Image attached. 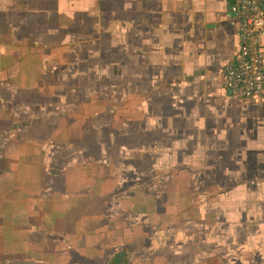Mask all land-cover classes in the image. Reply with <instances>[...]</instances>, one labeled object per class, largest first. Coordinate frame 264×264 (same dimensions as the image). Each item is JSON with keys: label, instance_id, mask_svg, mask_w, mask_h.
I'll return each mask as SVG.
<instances>
[{"label": "crops", "instance_id": "1", "mask_svg": "<svg viewBox=\"0 0 264 264\" xmlns=\"http://www.w3.org/2000/svg\"><path fill=\"white\" fill-rule=\"evenodd\" d=\"M231 5L232 0H0V130L18 126L23 130L27 126L18 123L21 113L44 111L31 126L38 129L40 124L41 131L53 126L43 136L45 140L52 129L56 134L50 116L55 113L53 108H66L67 97L78 92L82 107L96 108L89 112L93 116L108 114L114 127L132 130V135H118L125 142L127 157L175 158L179 168L170 180L176 181L168 187L179 185L180 197L202 192L209 204L215 194H224L222 214L208 221L203 211L202 217L193 220L198 225L192 223L190 242L189 233L175 230L177 233H167L162 241H146L145 249L139 250L129 248L133 245L130 238L127 242L120 238L114 246L101 241L106 247L101 252L84 238L78 250L85 253L71 264H86L83 261H89L90 255L102 260L101 264H111L117 254H124V262L119 264H264V96L247 98L226 80L227 66L240 58V23L231 13ZM259 39L264 54V31ZM27 101L33 105L24 106ZM86 115L83 123L88 132L81 140H88L89 146L99 144L107 136L90 130ZM77 121L67 119L64 127L69 130ZM78 129L83 130V125ZM88 133L93 135L88 137ZM39 137L28 136L42 148L45 141ZM109 140L110 145L115 142L114 134ZM54 142L62 141L54 136ZM195 162L205 181L193 177ZM39 167L33 175L27 172L19 177L22 193L32 187L40 194L38 206L30 201H36L34 195H24L31 215L9 213L11 205L20 202L16 194L21 191L7 200L11 195L4 189L8 176L0 171V264H66L67 256L72 255V251L62 255L67 236L60 239L51 232L57 228L51 221L65 225L71 219L64 211L59 222L52 217L57 215L55 207L69 203L63 196L67 190L54 183L45 187L40 181L46 177L44 167ZM49 171L53 176L60 172ZM193 179L197 185L200 181L199 187ZM112 183L109 192L119 180L113 178ZM77 203L80 206L73 213L83 225L82 229L77 225L83 233L88 222L80 220L78 209L88 212L98 236L100 225H108L112 215L123 214L110 213L115 206L103 205L108 215H89L103 206L86 199ZM41 218L47 219L46 226ZM29 219L32 223L24 226ZM40 228L42 237L36 239L34 234ZM204 229L209 233H203ZM22 232L34 236L35 244L23 241L28 236ZM175 237L180 243L176 249L183 242L190 249H179L178 255L169 246ZM125 242L127 248L115 249ZM59 255L60 262L55 261Z\"/></svg>", "mask_w": 264, "mask_h": 264}, {"label": "rangeland", "instance_id": "2", "mask_svg": "<svg viewBox=\"0 0 264 264\" xmlns=\"http://www.w3.org/2000/svg\"><path fill=\"white\" fill-rule=\"evenodd\" d=\"M2 42H0V46L3 44ZM81 100L82 97L77 92V94L67 97L66 108L63 105L53 108L55 113H51L50 116L52 118V123H56L54 125L56 126V134L54 133V129H52L49 138L45 140H43V136L53 126L44 131L39 130L40 124L38 129H34L31 126L36 117L43 116L42 114L44 111L39 114H37V110L31 114H26V112L21 113L18 118V123L22 122L27 126V128L25 127L23 130L19 129V126L12 130H0V171H4V174L8 176V178H5L7 179V183H4V189L6 190L5 193L9 192V195L11 194L7 197V200H9L16 191H21L18 195L16 194L20 202L11 205L9 211L11 215H22L25 211L27 215H31V210L27 201L28 198L24 197L25 194H27V196L32 194L36 197V201L34 199L30 200L35 206L41 204V198L39 197L40 194L37 190L33 192L32 187L29 188L27 193H22L24 187L21 179H19L23 173L28 172L27 174L30 176L33 175V171H37L38 166H40L39 168L44 167L42 173L45 174L46 177L45 179L41 178L40 181H43L45 187H49L51 183H54L58 186L56 188H65L67 190L63 196L66 198L67 203H69L64 206L55 207L57 209V215L52 217L59 222L61 219L60 214L64 211V213L67 212V216L71 219L70 221H67V224L65 225H56L54 221H51L52 226L54 225L57 228L52 230V227L50 229L52 230V234L58 236L60 239L67 236V240H64L66 249H63L62 255H68L71 251L72 255L67 256V260H65L66 264H71V261L74 259H81V256L85 251H79L78 249L82 246L80 241H83L84 238L87 239L89 246H91L93 250L99 249L101 252L106 249L102 244L103 242L114 246V243H118L120 238L122 239V242H127L128 238L131 240L133 239V245L129 246L131 249H145L144 246L146 241L152 239H157L158 242L162 241L164 240L162 237L165 238L169 233L170 235L177 233L175 230H182L183 232L189 233L187 240L190 242L193 227L192 223L198 225L193 220L202 217L203 211H205V218L208 221L214 220L215 215L223 213V193L215 194L210 198V203L205 204L207 200H204L203 197H201L200 194L202 192H200L198 196L193 192H188L185 197H180L181 190L179 185L174 189L168 187L170 182L173 184L176 181L172 180L173 178L170 180V176L174 172H177L179 168V165L175 163L174 157H172L174 158L173 160L171 157H168V159L164 157H154V159L147 157H127V149L123 146L125 142L121 139L119 140L118 135H120V137L132 135V130H127L126 128H124L126 131L124 129H117V127H114L113 120L109 119L111 116L108 114L105 116H103L104 114H100V118H98V116L96 117V115L93 116L92 113H94L96 108H87V110L85 107L81 106ZM23 105H33V102L27 101L24 102ZM48 109L51 110V107L49 106ZM64 109L67 110L66 113L63 112ZM90 111L92 113H89ZM86 113L89 114L88 120L90 125H92L90 126V130L99 131L98 133L107 136L105 138H100L98 140L99 144L89 146L87 145L88 140H81V138L84 137L83 135L88 132L85 123H83V117L87 116ZM4 115L5 114L2 116L3 120H5L3 118ZM59 117L61 118L58 119ZM71 118H77L78 121L73 123L74 127L71 126L69 130H67V126L64 127V125L67 122V119ZM81 125H83V130L78 129ZM37 134L42 141H45L42 148L38 147L36 144L37 142L29 141L28 136H37ZM113 134L116 140L110 145L109 139L110 137L113 138ZM92 135L93 134L88 133L87 136L91 137ZM54 136L57 140L62 142L55 143ZM16 137H18V139H15ZM103 149L105 151H103ZM25 157H29V159L26 160ZM43 162L45 163L43 164ZM49 169L59 170L60 172L57 173L56 176H53ZM63 169H66V173L63 172ZM194 171L195 173L193 174V177L195 179L198 175L201 181L206 180L205 177L200 176L199 169L196 167V162ZM222 172H220V174H222ZM113 178L118 179L119 184L112 192H109L108 188L113 185ZM55 179H60V183H56ZM195 179H193L194 183L196 182ZM44 181H46V183ZM199 182L200 181L198 180V185L195 183V186L197 185L199 187ZM186 189L189 190V187ZM47 195H52V193ZM202 196H204V194H202ZM207 197L209 198V196ZM48 198H50V196H48ZM75 199L78 201H80V199H86L89 200L91 204L96 203L100 206L113 205L115 207L111 208L110 213H113L116 210L123 214H111L112 216L109 219V224L100 225V235L98 236V232L95 233L91 228V225L95 226L96 223L90 222L87 218L88 212L85 209H78L76 210V213L81 218L80 220L84 221V223L88 222V229L83 233L78 229L77 225H79V221L74 217L75 215L73 213L75 209L80 206L78 203L76 204ZM124 205L127 206V210L124 209ZM191 207H198V209ZM104 208H106V206H103L101 210L97 209L94 213L90 212L89 215H95L96 213L107 214ZM48 213L50 214V212ZM97 218V221L103 224L101 219H99V217ZM46 220L41 218L43 226L47 225ZM128 220L133 225H128ZM124 221L127 224H125ZM29 223H32L30 219L23 225L27 226ZM110 223H114V225H110ZM109 226L110 233L106 234ZM79 228L82 229L83 225L80 224ZM39 230V233L34 234L36 239L42 237L43 231L41 228ZM207 232L206 229L203 230V233L207 234ZM22 233L28 236L25 238L28 240L23 241L27 242L29 246L35 244L32 242L34 236L27 235L26 232ZM38 234L39 236H36ZM84 234H86V236H84ZM107 235L108 237L106 239ZM176 239L177 237H175V243H172L169 246H174V250H177L178 255L182 252L179 251V249H190V244L186 242L181 243L182 247L176 249V246L180 245ZM91 240L93 241L92 243ZM101 241L103 242L101 243ZM205 241L206 240H204L203 243H205ZM94 242H98L99 244H93ZM126 242L119 246L116 245L115 249L123 248L122 245L127 248ZM70 246L71 248L69 250L68 247ZM100 247H102L103 250H101ZM158 248L162 249L164 247L158 246ZM111 252L112 251H110V253ZM121 252L123 253L124 251ZM123 255L124 254H117L114 260L118 259V256ZM185 255L186 253L182 256ZM61 257L62 256L60 255L57 256L55 261L58 260L60 262ZM88 260L89 261L84 260L83 262L86 264H101L103 262L98 258H94L93 255H90ZM34 263H36V261H34ZM47 263L50 262L48 261Z\"/></svg>", "mask_w": 264, "mask_h": 264}, {"label": "built area", "instance_id": "3", "mask_svg": "<svg viewBox=\"0 0 264 264\" xmlns=\"http://www.w3.org/2000/svg\"><path fill=\"white\" fill-rule=\"evenodd\" d=\"M230 11L240 23V58L227 66L226 80L247 98L264 96V54L259 39L264 31V0H232Z\"/></svg>", "mask_w": 264, "mask_h": 264}, {"label": "trees", "instance_id": "4", "mask_svg": "<svg viewBox=\"0 0 264 264\" xmlns=\"http://www.w3.org/2000/svg\"><path fill=\"white\" fill-rule=\"evenodd\" d=\"M120 255V254H119ZM122 257V256H121ZM124 262V260H123V257L122 258H120V259H115V260H113L112 262H111V264H119V263H123Z\"/></svg>", "mask_w": 264, "mask_h": 264}]
</instances>
